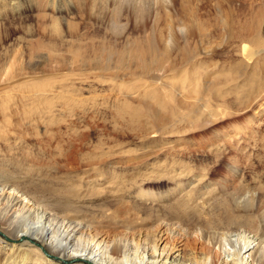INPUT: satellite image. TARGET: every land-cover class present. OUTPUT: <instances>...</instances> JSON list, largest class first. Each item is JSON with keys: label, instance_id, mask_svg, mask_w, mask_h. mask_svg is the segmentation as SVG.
<instances>
[{"label": "rangeland", "instance_id": "1", "mask_svg": "<svg viewBox=\"0 0 264 264\" xmlns=\"http://www.w3.org/2000/svg\"><path fill=\"white\" fill-rule=\"evenodd\" d=\"M239 192L264 210V0H0V222L23 194L220 264Z\"/></svg>", "mask_w": 264, "mask_h": 264}, {"label": "bare ground", "instance_id": "2", "mask_svg": "<svg viewBox=\"0 0 264 264\" xmlns=\"http://www.w3.org/2000/svg\"><path fill=\"white\" fill-rule=\"evenodd\" d=\"M242 48L244 51L245 45ZM147 194L142 192L140 197ZM257 198L254 194L239 192L231 198V210L234 213L240 210L245 215L257 212ZM11 202L17 203L18 208L0 222L6 225V239L0 237V251L10 253L2 264H182L179 254H175L179 246L163 242L161 237L142 241L128 235L107 236L92 228L85 216L69 214L63 208L46 209L48 207L44 208V204L41 203L42 206L23 194L22 198L14 196ZM234 213L225 215L226 219L234 221L239 214ZM255 215L256 222H249L246 229L236 232L242 223L234 224L235 231L228 234L236 237L237 246L220 264H264V254L259 255L254 248L257 244L264 246L263 208ZM234 222H230L231 226ZM188 255L187 264H204L203 257L195 253Z\"/></svg>", "mask_w": 264, "mask_h": 264}]
</instances>
